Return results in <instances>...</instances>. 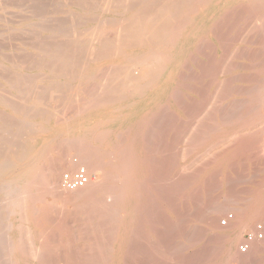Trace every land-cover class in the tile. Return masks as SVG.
<instances>
[{
  "label": "rangeland",
  "instance_id": "rangeland-1",
  "mask_svg": "<svg viewBox=\"0 0 264 264\" xmlns=\"http://www.w3.org/2000/svg\"><path fill=\"white\" fill-rule=\"evenodd\" d=\"M161 1L0 0V162L5 163L3 162L4 159H9L8 161L12 163H10L11 166L8 162H6V164L8 167L10 166V169L21 168L28 160L33 159V154L35 155V153H38L42 149V144L45 139L44 136L48 138L53 135L58 140H61L58 141L56 139L57 142L55 141V145L53 146L55 149L51 148L45 150V156L42 154L43 156H41L42 159L40 158L41 162L40 160L38 161V166L42 167L44 170L46 168V166L44 167L45 164L61 158L63 161L62 164H65V166H61L63 170H60L61 176L59 177V183L64 173L76 170L77 165L74 163L75 159L78 160L80 166L85 167V163L80 156L82 155L80 153L84 152L82 145L79 144L80 142L86 143L89 147L91 146L93 150L101 154L107 156L109 154L110 158L113 156L111 158L112 160H116L118 157L116 155L118 154L119 157L124 155L123 157L125 160L132 165H130V167L132 168L131 171L133 175V177H131V189L127 193L128 198L125 206L119 210L116 216L118 220L114 223V226H117V228L114 227L116 230L114 229L113 232L116 234V236L113 234L115 237H113L112 234L110 235L109 231L106 235L102 234L100 240L96 238L98 234L95 233L96 235H93L90 230V228L94 227L91 226L93 219L90 218V220L88 216L82 215L84 209L79 207L78 203L74 202V199L71 202L73 204H69L68 201L58 198L60 196H58V194L60 193L62 194L61 197H66L65 192H63L65 189L60 183L58 185L59 190L55 189L58 190V194H56V191L52 193L51 191H47L48 195L46 194L43 196V193H45L43 191L41 194L42 198L40 196L39 198L41 199L37 198L43 202V199H46V203L44 202V204H46V207L50 205L48 207L50 209H46V207L43 209L42 206L44 204L41 203L42 201L39 202V200H37L38 205H36V207L40 210H45L51 215L52 218L50 217V219L57 225H63V220L61 221L59 218L64 217L62 219H65L64 222L68 223L67 225L70 226V229L67 228L68 226L66 224L62 226L63 230L65 229L64 231L67 237H65V234H62L64 231L61 230H59L60 234L55 232L57 235L47 232L45 234L50 237V239H48L50 242H47L44 238L47 240L49 237L44 236V233V238L41 234L39 236L38 233L30 231V233H28L27 231L30 225L24 222L22 224L23 228L21 229L27 227L28 230L25 232L28 235L24 234L25 229L23 232H20L21 229L18 228V232H20V234L23 233L21 238V240H23L21 243L30 235L33 239L31 240L30 238L29 240L34 243L32 245L29 243L27 247L25 244L31 241H27L26 239L27 242L24 241V245L22 243V249L19 250L20 252L17 249L16 237L13 230L14 227H16V225H13L16 218L10 213L11 211H8V203L7 205L5 204L4 200L6 198L1 191L2 189H0V201H3L0 205L2 204L1 206H4V208L0 206V215H2L0 216L2 217L1 223H5L4 226H6V224L9 225V222L12 223H10L11 227H9L10 225L7 226L6 231L4 230L5 227H1V232H4L3 235L6 233V236H9L7 237L9 239H6L9 244L11 242L10 239L14 238V241L12 240L13 242H11V246L8 244L9 248L5 247L7 251L0 250V252L2 251L0 253L2 256L7 252H11L10 254L7 253L9 257H6L8 259L3 256V261L5 259H11L9 262L12 263L13 261L12 264H16L19 259L24 258L26 263L28 262L27 264H39L37 260L40 257L38 258V256H40V254L42 256V253L45 254V252L47 253L49 251L47 250L49 243L55 246L59 245L62 250V248H64L62 246L67 240L68 242L70 241V244L65 242L64 246L67 248L64 249L68 250L67 252H69L70 256L76 254L74 256L77 258L78 255V258L82 261L83 259L88 261L87 257H95L96 254H98L97 257H95L96 259L102 257V254H100L101 251L97 249L96 243H92V241H95L98 246L104 243H108L112 246L110 247L108 245L110 248V255L109 258L107 257L108 259H106L110 262H107V264L239 263V260H233L232 255L233 253H241L237 250L240 244L238 247L227 244L224 241V235L229 233V231L228 229L222 230L224 228L220 225L227 220L226 215L228 217L232 216V214H238L239 216L241 215L239 218H242L244 214L246 216L249 213L247 215L249 216L252 215L251 213H256L261 210H263V212L260 213L264 214V149H260L262 147L264 148V71H262L264 70V30L261 29H264V9L263 11L260 10L262 14H260L261 17L259 15L260 12L256 9L258 6L264 8V0ZM256 2H258V4ZM256 4L258 5L257 7H255ZM250 6H252V8ZM246 8L247 11H249L248 9L250 8L254 13L245 11ZM255 9L258 11L257 15L263 18L261 19L262 23L258 16H254V20L249 17L250 15L248 14H250V12L256 15ZM243 11H245V14ZM148 12L149 15H147ZM151 16L153 19L154 17H158L160 23L162 22L161 20L166 17L168 19L166 25L168 24V27L172 26V28H170L172 31L176 32L174 33L176 36H172L173 32L170 34L171 30L169 29V34L173 38L171 39L169 35V39H171L169 41L175 40L172 41L174 44L172 42L168 44V39H165L168 43L164 42V46L159 50L158 56L162 61L158 60L160 64H157V66L160 65L158 66L159 68L164 67V72H170V75L168 74L167 83L163 87L162 94L155 97L153 105L145 111L146 113H144V116L141 115L137 120L126 123V126L122 129L115 127L112 129L113 132L111 131L104 139L102 138L103 142L94 140L89 142L86 138L82 139L78 137L77 133L73 134L70 128L77 123V120L79 121L82 118H86V116L91 113V105L88 106L89 103L86 101L90 99L89 101L92 102V98L97 97V94L98 97L105 94L104 92L108 88H106V85L108 86L110 84V87H113L116 81L115 78H117L116 76L120 77V75L116 73L117 71H115L117 70L114 66L115 61L112 60L122 55L119 54L121 51L118 53L119 50H116V54L114 50V48L116 49L119 37L122 38L125 35L121 34V36H119V33L122 31L124 33V28L127 29V27L135 26V23L137 24V18L139 20H137L138 23L141 21L145 24V21L146 23L148 21L147 19H150L149 21L153 20ZM128 18H131L130 21H127ZM134 18H136V20ZM255 19H258L257 22ZM131 20H134L135 23ZM257 23H260L261 27L258 26ZM257 27H259L258 30L263 32L260 33V31L256 30ZM254 28L259 33H257ZM179 31L181 34H179ZM100 33L102 35H100ZM166 43L168 45H165ZM107 45L112 47L113 50L109 51L110 53L112 52V55L108 52L106 56L110 55L115 57L107 58L105 56L106 58H102V54L100 53L104 51ZM98 51L99 56L101 55L100 58L96 53ZM129 54L133 55L134 51H130ZM138 54L141 55L140 57L143 56V52ZM162 62L164 65H162ZM107 66H111V71L109 70L110 68H106ZM109 73L111 76H116L114 78L113 76L107 78L110 75ZM106 74H108V76ZM85 79H89V82ZM117 80L120 81L121 79ZM107 81L110 83L105 84ZM117 83L119 82L117 81L116 85H118ZM101 85H105L106 89ZM86 87L89 88L87 89ZM101 87L104 88V92ZM93 88H95L97 93H95L96 91ZM100 88L102 91H98ZM91 89H93L92 92H90ZM155 89L156 87H153L151 90ZM98 92H102L103 94L100 93V95ZM88 93L91 95H88ZM255 113L256 116H252ZM259 113L262 115L260 116ZM241 116L245 117L241 119ZM250 117L251 120H246L248 118L250 119ZM258 117L262 118L259 119ZM262 119V122L258 121L259 123L261 122V128H258L260 125L258 122V124H252V121ZM243 121L245 123H242ZM250 121L251 124H249ZM235 122L237 124H235ZM244 124H248L246 128L249 126L250 129L244 128ZM255 124L257 126L250 127V125ZM228 131H231V137H233V139H229V137L226 136V132ZM190 136L191 139L188 138ZM78 138L80 141H77ZM234 138H236V140ZM69 140L73 141L71 145ZM237 140L239 141L237 142ZM67 141L69 146L66 143ZM76 142H79V146ZM201 142H204V144ZM233 142H237V144ZM119 144H122V146L120 147ZM199 145L200 147H198ZM92 146H94L95 149ZM80 147L82 148L80 149ZM194 147L195 151L193 149ZM243 150L244 154L241 155L240 153H242ZM33 151L35 152L33 153ZM47 151L50 152L48 153ZM14 153H16V155H13ZM58 153L62 154L63 157ZM46 157H48L49 160L50 157H52L51 159L53 160L49 161ZM25 159L27 161H23ZM64 159L66 162H64ZM42 160L46 161L42 162ZM1 163L0 166L2 165ZM42 163L45 164L42 165ZM89 173L91 175L93 174L94 183H96L95 181L98 178H100L98 180L101 182L102 175H100V173H91L90 171ZM100 182L97 186L101 185ZM116 182L120 185V179ZM91 186H94V188L92 187L94 190L97 188L93 183ZM92 188H88V191L86 190L87 192L85 191V193H92L94 191ZM156 189L160 191H158L159 193H162L160 195L161 198L159 197V193L156 192ZM132 190L134 192L133 194L131 192ZM150 191L155 195L151 194ZM53 193H55V195ZM135 194H138V197L141 195V199L139 200L138 197L136 198L135 196L134 198L133 195ZM68 195L69 194H67V196ZM152 195L157 205L161 204L162 206L158 205L157 207L156 204L153 206L154 202L151 201L153 199ZM164 195L167 199L166 201L163 199L165 198L163 197ZM1 196H3L4 199ZM131 197H133V199ZM150 197L152 198L150 199ZM156 198H160L164 201ZM56 200L58 206H60L59 202H61L60 204H62V207L53 204V201ZM6 201L8 202V200ZM147 201L149 203H147ZM150 201L153 202V205H151ZM64 202L66 206H64ZM167 203L168 205H166ZM149 206L152 209L154 207H160L159 210L162 208V212L160 210V213L158 209L156 210L154 208L153 210H155V212L150 215L153 210H150ZM56 208H59L58 210L64 214H60ZM146 209H148V212L145 211ZM50 210H53L55 214L53 215V212ZM4 211H7V218H10H3L4 215L2 212ZM56 211L59 212V214L57 213L58 215H56ZM141 211L142 213H140ZM5 212L4 217H6ZM146 213L155 220V226L152 222L153 219L147 216L149 217L148 219L145 215ZM75 214L77 215L76 217ZM138 214L141 216L139 217ZM218 214L225 217H222V219L216 223L213 218L219 216ZM83 217H86L88 222ZM120 219H122V221ZM144 219L152 223L149 222V224H146L147 221L145 222ZM236 219L233 217L234 222ZM59 220L62 223L58 222ZM211 222H215V224L210 225ZM80 223L82 226L84 225V227L88 223V228H85L90 231L87 230V232L85 228L83 230ZM120 223H123V225ZM55 224L53 225L52 223L51 226L53 225V227L57 228L58 226ZM22 225L19 226L22 227ZM147 225L148 228H146ZM150 225H152V227H150ZM216 225L220 226L221 230L219 229L220 227ZM262 226L261 224H257L255 228H261ZM80 228L82 229L80 230ZM135 228H138L139 234ZM134 229L136 232H133L135 231ZM148 229H153L152 231L154 233ZM76 230L79 232L77 231L76 233ZM154 230H156V232ZM261 230L264 231V228L262 227ZM66 231H70L71 238L68 237L70 234ZM80 231L82 233L85 232V234L89 233L93 236L86 234L89 235V237H84V233L81 235ZM110 233H112V231ZM131 233L134 234L132 235ZM135 233L137 234L135 235ZM249 234H253L250 229L246 228L241 231L244 240L248 238ZM3 235H0V242L2 243L0 248H4V245H6L3 243L5 240L4 237L6 238V236ZM51 235H55L53 238L56 239H52ZM59 235L63 238L59 239ZM72 236H75V241L78 242H75ZM90 236L92 238L94 237V240L90 238ZM110 236L112 239L109 238ZM79 237H81L82 240L79 241ZM142 237L145 238L143 239ZM69 239H72L74 242ZM97 239L101 242L98 243ZM62 240L64 241L63 245ZM84 242L85 244H83V246H85V248L80 244ZM119 242L122 246L117 245ZM123 242H125V244ZM146 242H148V244L150 243V246H152L150 250H155L156 254L152 250L149 251V248V252L145 249V245L149 247L148 244H145ZM46 243L47 248H44L43 245ZM71 243L74 244V246L72 245L73 249L70 247ZM90 245L100 253L94 249L93 255H91L92 248ZM31 246H37L38 248L34 247V249L38 252H42L36 256L38 259L34 257V260H32V257L30 258L29 254H26L27 250L29 252V249H31L30 252H34ZM68 246L70 247L69 249ZM26 247L29 249H26ZM76 247L77 249L79 247V249L77 250ZM86 247H89V249L87 250ZM39 248L40 250H38ZM81 248L86 249L87 252ZM25 249L26 251H24ZM70 250H74L75 253L72 251L71 254ZM248 251L244 255L241 253L243 263L245 261V264H264V251L257 254L258 258H256L257 255H253L250 249L249 253L253 255L251 256L254 257V259L256 258L255 260L253 258V260L251 259ZM94 252H96V254H94ZM145 252H147L146 254L148 256H150L151 252V254L154 255L148 257ZM36 253L33 254L35 255ZM48 253L55 255L52 251ZM80 253H83V256ZM18 254L20 256H17ZM45 255L49 257V259L53 256H48V254ZM118 255L120 257H118ZM155 255L156 257H154ZM245 255L247 256L245 257ZM46 256L43 255V257ZM60 257L57 259L55 255L52 261L48 262L53 263L56 258L58 260V262L55 261L56 264H66L68 262V264H70V260L76 259L75 257L71 258L72 256L69 260L63 257L64 260H67L60 263L61 259H63H60ZM94 257H92L93 260ZM147 257L152 260L147 262ZM167 257L168 259H166ZM244 257L245 259L248 257L249 259H247H251L250 262H252L250 263L248 260H244ZM45 259L49 260L47 258ZM7 260L3 262L1 258L0 264H7ZM80 260H72L74 263H71L86 264L85 261L82 262ZM90 260L91 259H89L88 262L93 264V260ZM119 260H123V263L121 261L119 262ZM95 262L96 260L94 264H98V262ZM100 263L102 264V262ZM103 264H105V262H103Z\"/></svg>",
  "mask_w": 264,
  "mask_h": 264
},
{
  "label": "bare ground",
  "instance_id": "bare-ground-1",
  "mask_svg": "<svg viewBox=\"0 0 264 264\" xmlns=\"http://www.w3.org/2000/svg\"><path fill=\"white\" fill-rule=\"evenodd\" d=\"M161 1V0H160ZM190 1V0H189ZM162 2V1H161ZM173 2V1H172ZM185 2V1H184ZM194 2V1H193ZM111 3H112V1H111ZM257 4H258V2H256ZM260 3V2H259ZM256 4V6L255 7H257L258 5ZM111 5V4H110ZM125 5V4H124ZM128 5V4H127ZM155 5V4H154ZM178 5V4H177ZM121 6V5H120ZM260 6H261V3H260ZM85 7V6H84ZM155 7H156V5H155ZM251 8H252V6H250ZM254 7V6H253ZM99 8V7H98ZM242 8H244V7H242ZM152 9V8H151ZM154 9V8H153ZM260 13H259V15L261 14V11H263V9L264 8H262V7H259L258 6V8H256ZM255 9V13H256V15H254V14H252V13H254V12H252L251 10H250V8L248 9L249 11H251L250 12V14H248V15H250L249 17H251L252 19H253V17L255 16V17H259V15H257V10ZM157 10V9H156ZM253 10V9H252ZM261 10V11H260ZM126 11V10H125ZM160 11V10H159ZM245 11H247V8H246V10ZM245 11H243L244 12V14H245ZM249 11H247V12H249ZM254 11V10H253ZM150 12H151V10H150ZM138 13H139V11H138ZM263 13H264V11H263ZM140 14V13H139ZM243 14V13H242ZM247 14V13H246ZM143 15V14H142ZM145 15V14H144ZM147 15H149V12H148V14ZM159 15V14H158ZM164 15V14H163ZM162 15V16H163ZM247 15V16H248ZM262 15V14H261ZM261 15H260V17H261ZM162 16H161V18H162ZM213 16V15H212ZM246 16V17H247ZM170 17V16H169ZM184 17V16H183ZM259 17V18H260ZM137 18V17H136ZM136 18H134L135 20H136ZM144 18H145V16H144ZM151 18L153 19V17L151 16ZM166 18V17H165ZM163 19V20H161L162 22L160 23V21L158 20L159 18L157 17H154V19L153 20H151V21H149L150 19H147L148 21H149V23H148V21H147V23H146V21L145 20H143V21H145V24H143L144 22H141L140 21V23H138V18H137V20H136V22H137V24L135 23V21H134V23H135V26L133 25V26H131V27H127V29L126 28H124V33H123V31L121 32V33H119V36H121V34H125L124 35V37H119V41H118V46H117V44H116V49L114 48V50L116 51V50H119L118 51V53L119 54H122L121 56H119V57H117L116 59L115 58H113L112 60L113 61H115V63H114V66H115V68L117 69V70H115V71H117L116 73H118V75H120V77H118V76H116L117 78H115L116 79V81H115V84H113L114 86L113 87H110L111 85L108 83V81H107V83H105V84H109L108 86L106 85V88H105V85H103L104 86V88L106 89L105 90V92H104V88H102L103 89V92L105 93V94H103L102 92H100V93H102L103 95H101L99 92V94L101 95H99L100 97H98V94L96 95L97 97H93L92 98V102H93V105H92V102H90L89 100L88 101H86L87 103H89L88 104V106L89 105H91V113H89V115L88 116H86V118H82L81 120H77L76 122L77 123H75V125H73L71 128H70V130L73 132V134L74 133H77V135H78V137H81L82 139H87L89 142L91 141V140H94V141H98V142H103V139H104V137H106V135L107 134H109V133H111V131H112V129H114L115 127L116 128H124L125 126H126V123H128V122H133L134 120H137L138 118H140L141 117V115H143L144 116V113H146L145 111H147L152 105H153V103H154V99H155V97H157L158 95H161L162 94V92H163V87L166 85V83H167V79H168V77H169V75H170V72H164L163 70V68L162 67H158V66H160V65H158L157 66V64H160L159 63V61L158 60H161V58H159V50L164 46L163 45V43L164 42H167L165 39H168V44H171V42L172 41H175V40H172L171 42L169 41V40H171V39H173L172 37H171V35L170 34H172V32H173V34H172V36H176V35H174V33H176V32H174V31H172V26H170V24H169V26L171 27H168V24L166 25V23H167V21H168V19L166 18V19ZM207 18V17H206ZM209 18V17H208ZM130 19L131 18H128L127 19V21H130ZM261 19H263V18H260L259 20H260V22L262 23V20ZM72 20H73V18H72ZM126 20V19H125ZM175 20V19H174ZM254 20V19H253ZM258 20V19H257ZM257 20L255 19V21L257 22ZM127 21H126V23H127ZM132 21V20H131ZM132 21V22H133ZM254 21V22H255ZM74 22V21H73ZM174 22V21H173ZM129 23V22H128ZM177 23V22H176ZM139 24V25H138ZM103 25V24H102ZM176 25V24H175ZM256 25V24H255ZM257 25L258 26H260L261 27V25H260V23H257ZM263 25V24H262ZM100 27V26H99ZM175 27H177V26H175ZM179 28V27H178ZM258 28L259 27H257V29L256 30H258ZM119 29V28H118ZM171 30V33H170V30ZM262 30H264L263 28H261ZM125 30H127V31H125ZM178 30V29H177ZM180 30V29H179ZM254 30H255V28H254ZM255 30V31H256ZM98 31H99V29H98ZM118 31V30H117ZM254 31V32H255ZM258 31H260V33H262L261 32V30H258ZM258 31H256L257 33H259ZM93 32V31H92ZM170 33V34H169ZM177 33H178V31H177ZM179 34H181L180 33V31H179ZM178 34V35H179ZM100 35H102L101 33H100ZM169 35H170V38L171 39H169ZM83 36V35H82ZM90 36V35H89ZM115 36V35H114ZM95 37V36H94ZM99 37V36H98ZM97 37V38H98ZM102 37V36H101ZM96 38V39H97ZM107 38V37H106ZM187 38V37H186ZM263 38H264V32H263ZM95 39V40H96ZM117 39H118V37H117ZM88 40V39H87ZM264 40V39H263ZM262 40V41H263ZM92 41V40H91ZM97 41V40H96ZM264 42V41H263ZM165 44V45H168V44ZM173 43V42H172ZM113 44V43H112ZM174 44V43H173ZM113 46V45H112ZM171 46V45H170ZM166 47H168V46H166ZM172 47V46H171ZM190 48V47H189ZM111 49V50H110ZM182 49H184V48H182ZM38 50V49H37ZM113 49H112V47H110L109 45H107L106 47H105V49H104V51H102L100 54H102V58H104L106 55H108V52L109 51H112ZM94 51V50H93ZM130 51H134V54L132 55V54H129V52ZM141 51V52H140ZM166 51V50H165ZM136 52V53H135ZM143 52V56L142 57H140L141 55L140 54H138V53H142ZM94 53V52H93ZM97 54H98V56H99V51L98 52H96ZM105 53V54H104ZM110 53V52H109ZM113 53H114V51H113ZM116 54H117V51L115 52ZM61 54V53H60ZM111 55H112V52L110 53ZM118 54V55H119ZM135 54H137V55H135ZM83 55V54H82ZM104 55V56H103ZM101 56V55H100ZM100 56H99V58H100ZM117 56V55H116ZM162 56H163V53H162ZM166 56H168V55H166ZM107 58H111V57H115V56H106ZM105 57V58H106ZM165 57V56H164ZM98 58V57H97ZM159 58V59H158ZM74 59V58H73ZM57 60V59H56ZM165 60H166V58H165ZM60 61V60H59ZM95 61V60H94ZM158 61V62H157ZM162 61V60H161ZM185 61V60H184ZM107 62V61H106ZM87 63V62H86ZM105 63V62H104ZM164 63H165V61H164ZM185 63V62H184ZM103 64V63H102ZM110 64V63H109ZM84 65V64H83ZM162 65H164L163 64V62H162ZM161 65V66H162ZM97 66V65H96ZM114 66H113V68H114ZM264 66V65H263ZM111 67V66H110ZM109 66H107L106 68H110ZM84 68V67H83ZM223 68V67H222ZM264 68V67H263ZM110 71H111V68L109 69ZM60 71V70H59ZM95 71V70H94ZM113 71V70H112ZM262 71H264V70H262ZM105 72V71H104ZM138 72V73H137ZM113 73V72H112ZM110 74V73H109ZM115 74V73H114ZM169 74V75H168ZM107 76H108V74H106ZM86 76V75H85ZM84 76V77H85ZM113 76V78L115 77L114 75H112ZM111 76V74L109 75V77H107V78H110V77H112ZM81 77V76H80ZM83 77V78H84ZM94 77V76H93ZM91 78H92V76H91ZM91 78H89V79H91ZM107 78H105V79H107ZM82 79V78H81ZM89 79H85V80H88V82H89ZM93 79V78H92ZM91 79V80H92ZM117 79H121L120 81L119 80H117ZM111 80V79H110ZM119 82V83H117L118 85H116V82ZM87 82V83H88ZM102 82H104V81H102ZM112 82L114 83V81L112 80ZM112 82H111V84H112ZM85 83V82H84ZM116 85V86H115ZM153 87H156V89L155 90H151ZM87 89L89 88V87H86ZM96 88V87H95ZM95 88H93L94 90H95ZM97 88H98V86H97ZM97 89L98 91H102V89ZM93 89H91V91L90 92H92V90ZM80 90V89H79ZM84 91V90H83ZM96 91V90H95ZM94 91V92H95ZM95 93H97V91L95 92ZM93 94V93H92ZM88 95H91V94H89L88 93ZM84 102V101H83ZM91 103V104H90ZM86 104V103H85ZM87 105V104H86ZM11 107V106H10ZM26 107V106H25ZM31 108V107H30ZM90 108V107H89ZM20 109V108H19ZM29 109V108H28ZM22 111V110H21ZM34 111V110H33ZM87 111H89V110H87ZM23 112V111H22ZM37 112V111H36ZM21 113V112H20ZM24 113V112H23ZM22 113V114H23ZM248 113V112H247ZM78 115V114H77ZM257 115H258V113H257ZM259 115H260V113H259ZM262 115V114H261ZM260 115V116H261ZM51 116V115H50ZM246 116V115H245ZM244 116V117H245ZM252 116H256V113L254 114V115H252ZM251 116V117H252ZM24 117V116H23ZM242 117L243 116H241V119H242ZM243 117V118H244ZM251 117H250V119L248 118V119H246V120H251ZM7 118V117H6ZM257 118V117H256ZM259 119H261L260 117H258ZM23 121V120H22ZM239 121V120H238ZM241 121V120H240ZM256 121V120H255ZM255 121H252V124H254V123H256V124H258L259 122L258 121H263V119L262 120H257L256 122ZM187 122V121H186ZM237 122V121H236ZM235 122V124H237ZM258 122V123H257ZM260 122V123H261ZM189 123V122H188ZM234 123V122H233ZM233 123H231V124H233ZM242 123H245L244 121L242 122ZM247 123V122H246ZM259 123V124H260ZM134 124V123H133ZM180 124V123H179ZM234 124V125H235ZM249 124H251V121H250V123ZM250 125V127L252 126V127H254V126H257V125ZM192 125V124H191ZM225 125V124H224ZM245 126H244V128H246V125H248V124H244ZM261 125V124H260ZM259 125V126H260ZM59 126V125H58ZM258 126V128H261L262 127V125L259 127ZM64 127V126H63ZM241 127V126H240ZM54 128H56V127H54ZM180 128V127H179ZM243 128V129H244ZM248 128H249V126H248ZM248 128H246V129H248ZM29 129V128H28ZM68 129H69V127H68ZM250 129V128H249ZM248 129V130H249ZM252 129V128H251ZM254 129V128H253ZM255 129H256V127H255ZM240 130V129H239ZM245 130V129H244ZM67 132H68V130H67ZM113 132V131H112ZM234 132V131H233ZM240 132V131H239ZM52 133H53V131H52ZM59 133V132H58ZM121 133V132H120ZM205 133V132H204ZM56 134V133H55ZM192 134V133H191ZM234 134V133H233ZM236 134H238V133H236ZM241 134H242V130H241ZM238 135H240V134H238ZM237 135V136H238ZM1 136V135H0ZM119 136V135H118ZM121 136V135H120ZM189 136V135H188ZM195 136V135H194ZM226 136L227 137H229V139H233V137H231V131H228V132H226ZM264 136V135H263ZM25 137V136H24ZM19 138V137H18ZM44 143L42 144V149L38 152V153H35V155L33 154L32 155V157H33V159H30V160H28V162H26L21 168H18V167H16V168H18V169H14V168H11L10 169V166H11V162H9L8 160H6V159H4V161L3 162H5V163H1L2 165L0 166V189H2L1 191L4 193V197L6 198L4 201H5V204L7 205V203H8V205H7V207H8V211H11L10 213H12V215H13V217L15 216V222H13V225H16V227H14V235H15V237H16V244H17V249H18V251L19 250H21L22 249V243L25 241V242H27L30 238H31V240L33 239V237L30 235L28 238H25L24 239V241L21 243V241L23 240H21V238H22V235H23V233L22 234H20V232H23V230H24V232L26 231V230H28V228H29V230L27 231L28 233H30V232H33V233H38L39 234V236H40V234L43 236V233L45 234V233H47V232H49V234L51 233V234H56L57 232L59 233L60 231L59 230H61V231H64L63 230V225H67L68 223H65L64 221H65V219H62V218H64V217H62V218H59V219H61V221L63 220V225L61 226V225H57V224H55L54 223V221L52 220V219H50V217H51V215H49L45 210H43L44 209V207H46V204H44V202L46 203V199H43L44 200V202L42 201V200H39V199H41L42 197H41V194L43 193V191L45 192V193H43V196H45L46 194H47V191L49 192V191H51V193L53 192V191H58L59 190V188H58V185L61 183H59V177L61 176L60 175V170L62 169L61 168V166L63 165L62 163H63V161L61 160V158H58L57 160L55 159V161H51V162H49L48 164H45V163H42V165H44V167L46 166V168L43 170V168L42 167H39L38 166V161L40 160V158L42 159V157L41 156H43L42 154H44V152H45V150H48V149H51V148H54L53 146L55 145V141H56V137L55 136H50V137H48V138H46L45 136H44ZM60 138V137H59ZM103 138V139H102ZM115 138V137H114ZM188 138H190L191 139V136L190 137H188ZM197 138H198V136H197ZM236 138H238V137H236ZM236 138H234L235 140H236ZM58 140V139H57ZM59 140H61V139H59ZM58 140V141H59ZM68 140V139H67ZM73 140V139H72ZM79 140V138L77 139V141ZM184 140V139H183ZM224 140H226V139H224ZM76 141V140H75ZM74 141V142H75ZM80 141V140H79ZM201 141V140H200ZM232 141V140H231ZM234 141V140H233ZM239 140H237V142H238ZM253 141V140H252ZM57 142V141H56ZM71 142H73V141H70L69 140V143H70V145H71ZM229 142V141H228ZM237 142L235 143V142H233V143H235V144H237ZM241 142V141H240ZM239 142V143H240ZM259 142V141H258ZM64 143H65V141H64ZM67 143V145H68V141L66 142ZM77 144L79 143V142H76ZM76 143H75V145H76ZM95 143V142H94ZM202 143V142H201ZM218 143V142H217ZM227 143V142H226ZM80 145H82V147H83V149H84V152L83 153H80V152H78V153H80V154H82V155H80L81 156V158H82V160H83V162L85 163V167L88 169V171H90L91 173L92 172H94V173H97V174H99L100 173V175H102L101 177H102V179H101V182H100V180H98V179H100V178H98L95 182L97 183H94V182H92L93 183V185H98L99 184V182H100V184L101 185H99V186H97V188L94 190L93 188H94V186H91L92 185V183L90 184V185H88L86 188H84V189H81V190H77V191H67V190H63V192H65V196L66 197H61V193L60 194H58V192L56 193V194H58V198H62L63 200H65V201H68V203L69 204H73V203H71L72 201H73V199H74V202H77L78 203V205H79V207H82L84 210H83V213H82V215H86V216H88L87 218L88 219H90V218H92L93 220V223H92V225H91V223H90V225L91 226H94V227H92V228H90V230H91V232L93 233V235L95 234V233H97L98 235H97V237L96 238H98L99 240L101 239L100 237H102V234H104V235H106L107 234V232H111L112 231V233H110L109 232V234L111 235H113V234H115V233H113L114 232V229L116 230V228H117V226H114V223L118 220L117 218H116V216H117V214L119 213V210L123 207V206H125V203H126V200H127V198H128V195H127V193L130 191V189H131V177H133V175H132V171H131V167H130V163L128 162V161H126L125 160V158L123 157L124 155H122V156H120L119 157V154L118 155H116V156H118L117 157V159L116 160H112L111 158L113 157H111L110 158V156H109V154H108V156L107 155H105V154H101V153H99V152H97V151H95V150H93L92 148H91V146L89 147V145H87L86 143L84 144V143H79ZM79 144H78V146H79ZM92 144V143H91ZM202 144H204V142L202 143ZM234 144V145H235ZM41 145V144H40ZM120 145V147L122 146V144H119ZM240 145V144H239ZM69 146V145H68ZM72 146H73V143H72ZM77 146V147H78ZM95 146V145H94ZM94 146H92L93 148H94ZM98 146V145H97ZM99 146H101V145H99ZM107 146H108V144H107ZM233 146V145H232ZM40 147V146H39ZM82 147H80V149L82 148ZM109 147V146H108ZM198 147H200V145L198 146ZM202 147V146H201ZM240 147H241V145H240ZM97 148V147H96ZM112 148V147H111ZM197 148V147H196ZM243 148V147H242ZM244 148H245V146H244ZM35 149V148H34ZM37 149V148H36ZM55 149V148H54ZM78 149H79V147H78ZM95 149V148H94ZM121 149V148H120ZM194 149V151H195V147L193 148ZM240 149V148H239ZM239 149H237V150H239ZM246 149V148H245ZM244 149V150H245ZM260 149H264L263 147L262 148H260ZM53 150V149H52ZM101 150V149H100ZM113 150L115 151V148L113 147ZM189 150V149H188ZM210 150V149H209ZM235 150H236V148H235ZM234 150V151H235ZM244 150L242 151V153H240L241 155H243L244 154ZM257 151V150H256ZM259 151V150H258ZM261 151V150H260ZM264 151V150H263ZM35 151H33V153H34ZM48 152V151H47ZM46 152V153H47ZM50 152V151H49ZM48 152V153H49ZM106 152H108V151H106ZM110 152V151H109ZM112 152V151H111ZM188 152V151H187ZM190 152H191V149H190ZM16 153H17V151H16ZM16 153H14L13 155H16ZM114 153V152H113ZM113 153H112V155H113ZM57 154V153H56ZM59 154V153H58ZM111 154V153H110ZM211 154V153H210ZM239 154V155H240ZM46 155H48V154H46ZM60 156H62V154H59ZM44 156H45V154H44ZM237 156V155H236ZM49 157V156H48ZM48 157H46L48 160H49V158ZM54 157V156H53ZM63 157V156H62ZM10 158V157H9ZM11 158H13V157H11ZM52 157H50V160H53V159H51ZM66 158V157H65ZM162 158V157H161ZM166 158V157H165ZM239 158V157H238ZM181 159V158H180ZM235 159H237V158H235ZM13 160V159H12ZM15 160V159H14ZM49 160V161H50ZM233 160V159H232ZM23 161H27L26 159L25 160H23ZM46 161V160H45ZM45 161H43L42 160V162H45ZM6 162H8V164L10 165L9 167H8V165L6 164ZM18 162V161H17ZM40 162H41V160H40ZM64 162H66L65 161V159H64ZM167 162V161H166ZM236 162V161H235ZM11 163V164H10ZM47 163V162H46ZM165 163V162H164ZM168 163V162H167ZM231 163V162H230ZM5 164V165H4ZM14 164V163H13ZM21 164V163H20ZM20 164H18V165H20ZM23 164V163H22ZM170 164V163H169ZM168 164V165H169ZM234 164V163H233ZM229 165V164H228ZM235 165V164H234ZM63 166H65V164L63 165ZM132 166V165H131ZM165 166V165H164ZM42 168V169H41ZM63 170V169H62ZM62 172V171H61ZM166 173V172H165ZM143 174V173H142ZM170 174V173H169ZM93 175V174H92ZM132 175V176H131ZM151 176V175H150ZM180 176V175H179ZM166 178V177H165ZM118 179H120V185L118 184V182H116V181H118ZM134 179V178H133ZM153 180V179H152ZM155 180V179H154ZM133 181V180H132ZM145 183H147V182H145ZM143 184H144V182H143ZM142 184V185H143ZM159 184V183H158ZM168 184V183H167ZM145 185H147V184H145ZM133 186V185H132ZM148 186H149V184H148ZM160 186H161V184H160ZM93 187V188H92ZM88 188H92V190H94L92 193H89V194H86L85 193V191L88 189ZM144 188V187H143ZM146 188H149V187H146ZM152 188V187H151ZM153 188H155V187H153ZM160 188H163V187H160ZM55 189H58V190H55ZM89 189V190H90ZM133 189V188H132ZM142 189V188H141ZM145 189V188H144ZM46 190V191H45ZM92 190H90V191H92ZM146 190H148V189H146ZM155 190V189H154ZM88 191V190H87ZM86 191V192H87ZM89 191V192H90ZM135 191V190H134ZM159 190L158 189H156V192H158ZM162 191H163V189H162ZM132 192V194L134 193L133 192V190L131 191ZM160 192V191H159ZM158 192V193H159ZM140 193V192H139ZM138 193V194H139ZM150 193L151 194H153L152 193V191H150ZM54 195H55V193H53ZM52 194V195H53ZM67 194H69L68 196H67ZM131 194V195H132ZM138 194H135V195H133V197L135 196L136 198L139 196ZM149 194V193H148ZM150 194V195H151ZM162 193H159V197L161 198V195ZM190 194V193H189ZM48 195V194H47ZM137 195V196H136ZM153 195H155V194H153ZM152 195V196H153ZM39 196L41 197V198H39ZM73 196V197H72ZM156 196H158V195H156ZM2 198H3V196H1ZM133 197H131L132 199H133ZM134 197V198H135ZM140 197H141V195H140ZM140 197H138V199L140 200L141 198ZM163 197H165V195L163 196ZM162 197V198H163ZM202 197V196H201ZM37 198H39V199H37ZM44 198V197H43ZM130 198V197H129ZM152 197H150V199H151ZM160 198H156V199H159V200H162V199H160ZM4 199V198H3ZM148 199V198H147ZM153 199H154V196H153ZM151 200V201H153L154 202V205L152 204L153 202H151V205H153V206H155V204H156V206L158 207V205H157V202H156V200L154 201V200ZM163 199H165V201L167 200L166 199V197L165 198H163ZM6 200H8V202L6 201ZM37 200H39V202L40 201H42L41 203H43L44 205L42 206V210H40L39 208H37L36 207V205H38L37 203H38V201ZM60 200V199H59ZM162 201H164V200H162ZM3 201H0V203H2ZM57 202V200L56 201H53V204H57L56 206H58V203H56ZM156 202V203H155ZM61 202H59V205L60 206H58V207H62L61 205L62 204H60ZM63 203V202H62ZM67 203V202H66ZM129 203H131V202H129ZM135 203V202H134ZM147 203H149L148 201H147ZM136 204V203H135ZM138 204V203H137ZM165 204V203H164ZM2 205V204H1ZM0 205V206H1ZM131 205V204H130ZM141 205V204H140ZM166 205H168V203L166 204ZM205 205V204H204ZM50 206V205H49ZM48 206V207H49ZM53 206V205H52ZM52 206H51V209H52ZM64 206H66V204H65V202H64ZM63 206V207H64ZM147 206V205H146ZM159 206H162L161 204L159 205ZM164 206V205H163ZM1 207H3L4 208V206H1ZM41 207V206H40ZM48 207H46V209L48 208ZM65 208H67V207H65ZM81 208V209H82ZM136 208V207H135ZM145 208H148V207H145ZM145 208H143V209H145ZM149 208H150V206H149ZM148 208V209H149ZM155 208V207H154ZM153 208V209H154ZM160 208V207H159ZM159 208H155L156 210L158 209V211L160 212V210L162 209H160L159 210ZM48 209H50V208H48ZM55 208L53 207V210H54ZM59 209V208H58ZM57 208H56V210H58ZM148 209H146L145 211H147L148 212ZM152 208H150V210H151ZM152 209V210H153ZM262 209V208H261ZM51 211V212H53V215L55 214L54 213V211ZM135 210V209H134ZM137 210V209H136ZM139 210H140V208H139ZM166 210V209H165ZM59 212H60V210H58ZM58 211H56V215H58L59 214V212ZM62 211V210H61ZM130 211V210H129ZM144 211V212H145ZM5 212V211H4ZM4 212H2L3 213V215L5 216V214H4ZM7 212V211H6ZM5 212V213H6ZM123 212V211H122ZM139 212V211H138ZM153 212H155V210H153L151 213H150V215L153 213ZM158 212V213H159ZM161 212H162V210H161ZM160 212V213H161ZM164 212V211H163ZM209 212V211H208ZM260 212H263V210H261V211H258V212H256V213H251L252 215H249V216H245V214H244V216H242V218H239L240 216L238 215V217H237V219H236V214L235 215H233L232 214V216L234 217V219H236V221L234 222V220L232 221H229V222H227V225H224L223 223H221V225L220 226H223V228L224 229H222V230H227L228 229V231H229V233H227V234H225L224 235V241L227 243V244H231L232 246H234V247H238V245L240 244L241 245V243H244L245 241H246V239L247 238H245V240L243 239V237H242V235H241V231L243 230V229H250V230H252V233L254 234V233H256V230H259V228H255L256 227V225L257 224H261V226L264 228V214L263 213H260ZM1 213V214H2ZM58 213V214H57ZM63 212H60V214H62ZM140 213H142V211L140 212ZM139 213V214H140ZM202 213H204V212H202ZM64 214V213H63ZM71 214H73V213H71ZM135 214V213H134ZM138 214V215H139ZM149 214V213H148ZM157 214V213H156ZM52 215V216H53ZM74 215V214H73ZM146 215V217L147 216H149L150 217V215H147V213L145 214ZM154 215V214H153ZM153 215H152V217H153ZM179 215V214H178ZM219 215V214H218ZM0 216H2V215H0ZM3 216V218L5 219V218H7V213H6V217H4ZM69 216H70V214H69ZM77 215L75 214V217H76ZM81 216V215H80ZM92 216V217H91ZM141 215H139V217H140ZM57 217V216H56ZM73 217V216H72ZM71 217V218H72ZM118 217H119V215H118ZM137 217V216H136ZM145 217V218H146ZM149 217H147L148 219H149ZM222 217H225V216H223V215H219V216H215V218H213L214 219V221L217 223L220 219H222ZM229 217V216H228ZM1 218L2 217H0V233H2L1 232V227H5L4 228V230L6 231L7 230V226H9L10 225V223L11 222H9V225H7L6 224V226H4L5 225V223H3V225H2V223H1ZM8 218H10V217H8ZM7 218V219H8ZM52 218V217H51ZM58 218V217H57ZM79 218V217H78ZM80 218H82V217H80ZM83 218H85L86 219V217H83ZM120 218V217H119ZM131 218V217H130ZM141 218H143V217H141ZM164 218H166V217H164ZM168 218V217H167ZM226 218H227V215H226ZM3 219V220H4ZM70 219V218H69ZM150 219H153V218H151L150 217ZM216 219V220H215ZM91 220V219H90ZM90 220H89V222H90ZM121 221H122V219H120ZM145 220V219H144ZM190 220V219H189ZM210 220V219H209ZM56 221H57V219H56ZM60 220L58 221V222H60V223H62ZM81 221H83V220H81ZM86 221L88 222V220L86 219ZM126 221V220H125ZM130 221V220H129ZM139 221H140V218H139ZM147 221V223L146 224H149V222H151V221H148V220H145V222ZM164 221V220H163ZM166 221V220H165ZM211 221V220H210ZM209 221V222H210ZM8 222V221H7ZM6 222V223H7ZM24 222H27V223H29V225H30V227H26V225H25V227L26 228H24V229H21V228H23V223ZM70 222V221H69ZM84 222H85V220H84ZM128 222V221H127ZM131 222V221H130ZM144 222V223H145ZM153 225L155 224L154 222H155V220L153 219ZM151 222V223H152ZM215 222H211V224L210 225H212V224H215ZM232 222H234V223H232ZM16 223H18V224H16ZM40 223V224H39ZM53 223V225L55 224V225H57L56 227L57 228H55V227H53V225L51 226V224ZM158 223V222H157ZM230 223H232V224H230ZM12 224V223H11ZM88 224V223H87ZM86 224V226L85 227H87L88 228V225ZM93 224H95V225H93ZM120 224H122L123 225V223H120ZM135 224H136V222H135ZM159 224V223H158ZM19 225H22V227H18ZM80 225H81V223H80ZM138 225H139V222H138ZM141 225V224H140ZM143 225V224H142ZM156 225V224H155ZM154 225V226H155ZM68 226V227H67ZM67 226H65V227H67V228H69L70 229V226L69 225H67ZM79 226V225H78ZM82 226V225H81ZM129 226H130V223H129ZM216 226H218V225H216ZM220 226H218V227H220ZM226 228H225V227ZM9 227H11V225L9 226ZM61 227H62V229H61ZM64 227V228H65ZM77 227V226H76ZM80 227V226H79ZM84 225L82 226V228H83V230H84ZM114 227H116V228H114ZM150 227H152V225H150ZM174 227V226H173ZM262 227H261V229H262ZM18 228L19 229H21L20 230V232H18ZM66 228V229H67ZM78 228V227H77ZM82 228H80V230L82 229ZM87 228H85V230L87 231L88 229ZM123 228V227H122ZM129 228V227H128ZM146 228H148V225H147V227ZM153 228H155V227H153ZM170 228V227H169ZM125 229V228H124ZM127 229V228H126ZM136 230L138 229V228H135ZM134 229V230H135ZM216 229H218V228H216ZM220 230H221V227L219 228ZM260 229V230H261ZM68 230V229H67ZM72 230V229H71ZM70 230V231H71ZM90 230H88V231H90ZM129 230H130V228H129ZM136 230L135 231H133V232H136ZM148 230H150V229H148ZM153 230V229H152ZM152 230H150V231H152ZM171 230V229H170ZM30 231V232H29ZM70 231H66V232H68L69 234H70V236L68 235V237L69 238H71V233H70ZM77 231L78 230H76V233H77ZM87 231V232H88ZM131 231H132V229H131ZM144 231V230H143ZM155 232H156V230H154ZM186 231V230H185ZM195 231V230H194ZM262 231V230H261ZM8 232V231H7ZM56 232V233H55ZM79 232V231H78ZM81 232V231H80ZM116 232V231H115ZM117 232H119V231H117ZM146 232V231H145ZM148 232V231H147ZM153 232V231H152ZM158 232V231H157ZM262 232H264V231H262ZM57 233V234H58ZM74 233H75V231H74ZM84 233V237H86V236H88L89 237V235H91V234H89V233H86V234H89V235H86L85 234V232H83ZM82 232H81V235L83 234ZM137 233H138V230H137ZM137 233H135V235L137 234ZM142 233V232H141ZM154 233V232H153ZM251 233V232H250ZM4 234V232L2 233V234H0V235H3ZM25 235L27 234L26 232L24 233ZM48 234V235H49ZM56 234V235H57ZM60 234V233H59ZM62 234H65V231L64 232H62ZM108 234V235H109ZM118 234V233H117ZM132 234V233H131ZM134 234V233H133ZM132 234V235H133ZM139 234V233H138ZM156 234V233H155ZM224 234V233H223ZM245 234V233H244ZM264 234V233H263ZM21 235V236H20ZM28 235V234H27ZM73 235H76V234H73ZM80 235V234H79ZM78 235V236H79ZM93 235H91V236H93ZM96 235V234H95ZM3 236H6V233H5V235H3ZM44 236H46V237H49V236H47L46 234L44 235ZM44 236H43V238H44ZM55 236V235H54ZM54 236H52L51 235V237H52V239H56V238H53ZM60 236V237H59ZM58 237H59V239H62L61 238V235H59ZM90 236V238H92ZM99 236V237H98ZM115 236H116V234H115ZM114 235H113V237H115ZM129 236V235H128ZM149 236V235H148ZM152 236V235H151ZM157 236V235H156ZM7 237H9L8 235L6 236V238L4 237V239L6 240V239H9V238H7ZM24 237H26V236H24ZM65 237H67L66 236V234H65ZM73 238L75 237V236H72ZM83 237V238H84ZM118 237V236H117ZM120 237H121V235H120ZM124 237V236H123ZM126 237H127V235H126ZM134 237V236H133ZM137 237V236H136ZM139 237H140V235H139ZM245 237V236H244ZM41 238V237H40ZM39 238V239H40ZM72 238V239H73ZM76 238V237H75ZM75 238H74V241H75ZM78 238V237H77ZM90 238H87V239H90ZM94 238V237H93ZM92 238V239H93ZM110 239H112V237L110 236L109 237ZM108 238V239H109ZM143 238V237H142ZM145 238V237H144ZM143 238V239H144ZM14 239V238H13ZM13 239H10L11 240V242H13L14 240ZM26 239H27V241H26ZM42 239V238H41ZM40 239V240H41ZM48 239H50V237L49 238H47V240H46V238H44V240L45 241H47V242H50ZM58 239V240H59ZM72 239H69V240H72ZM97 239V240H98ZM107 239V238H106ZM3 241V243L4 244H6V245H4V248L5 247H8V244H9V242L7 243V241L8 240H6V241ZM13 240V241H12ZM31 240H29V241H31ZM43 240V239H42ZM57 240V241H58ZM77 240V239H76ZM80 240H82V238L81 237H79V241ZM91 240V239H90ZM94 240V239H93ZM96 240V239H95ZM98 240V243L99 242H101V241H99ZM102 240H104V239H102ZM1 241V240H0ZM53 241V240H52ZM60 241V240H59ZM73 241V240H72ZM71 241V242H72ZM73 241V242H74ZM142 241H144V240H142ZM153 241V240H152ZM162 241V240H161ZM6 242V243H5ZM11 242H10V246H11ZM24 242V243H25ZM55 242V241H54ZM63 240H62V245H63ZM65 242H68L67 240L65 241ZM65 242H64V245H65ZM72 242V243H73ZM75 242H78V241H75ZM156 242V241H155ZM24 243H23V245H24ZM28 243V244H27ZM25 245H27V247H28V245H29V243H31V245L34 243H32V241L31 242H27ZM41 243V242H40ZM69 244H70V241L68 242ZM68 243H66V244H68ZM71 243V248L73 249V247H72V245L74 246V244H72ZM92 243H96V246L98 247H96V246H94V247H96L97 249H99V251H101V253L97 250V249H95V248H92V245H90L91 246V248H92V253H91V255H93V250L95 249V251H97V252H99L100 254H102V257H100V258H95V257H97V255L98 254H96V252H94V254H96L95 255V257L94 256H90L91 258H89V257H87V259H88V261H89V259H91V260H93L92 259V257H94V260L92 261L93 262V264H94V261L96 260V262H98V264L100 263V262H102V264H103V262H105V264H107V262H110V261H107V259L109 258V255H110V248L108 247V243H104L103 245H99L98 246V244H97V242H93L92 241ZM124 244H125V242H123ZM142 243V242H141ZM13 244V243H12ZM44 244V243H43ZM42 244V245H43ZM60 244V243H59ZM82 246H83V244H85V242L84 243H80ZM111 244V243H110ZM138 244V243H137ZM143 244V243H142ZM145 244H148V242H146ZM0 245H2V243L0 242ZM62 246V247H64L65 249L67 248V247H65V246ZM117 245H120V242H119V244H117ZM130 245V244H129ZM149 245V247H147V245H145V249L148 251V248H149V251H151L150 250V247H152V246H150V243L148 244ZM161 245V244H160ZM44 246V248H47V243L45 244V245H43ZM67 246V245H66ZM68 246V249L70 248ZM78 246V245H77ZM87 246H89V245H87ZM110 246V245H109ZM120 246H122V245H120ZM124 246V245H123ZM1 247H3V246H1ZM26 247V249H29V248H27ZM30 247V246H29ZM32 247V251L34 250V252L33 253H36L35 255L32 253V252H30V250L31 249H29V252H28V250H27V252H26V254L28 255L29 254V256H30V258L32 257V260H34L33 258L34 257H36V256H38L39 255V253H42V252H38L36 249H34V247L35 246H31ZM79 247H80V245H79ZM79 247H78V249H79ZM110 247H112V246H110ZM250 248H249V251H248V253L250 252V249H251V253L253 254V255H257V254H260V253H262L263 251H264V238H263V240L262 239H256L254 242H252L251 244H250V246H249ZM4 248H0V250L2 249L3 251L4 250H6V248L4 249ZM9 248V247H8ZM7 248V249H8ZM24 248H25V246H24ZM35 248H38L37 246L35 247ZM64 248H62V250L64 249ZM83 248H85V246H83ZM83 248H81V249H83ZM124 248V247H123ZM230 248V247H229ZM239 248V247H238ZM15 249H16V247H15ZM17 249H16V252H17ZM26 249L24 250V251H26ZM43 249V248H42ZM61 250V247L59 246V245H57V246H55L54 244H50L49 243V245H48V248H47V250H49V251H52V253H54L56 256H57V259H58V257H60V259L61 258H67L68 260H69V258L71 257V258H74L75 256L74 255H76V254H74L75 252H74V250H70L71 252V254H72V251L74 252L73 254L74 255H71L70 256V254H69V252H67L68 250ZM76 249H77V247H76ZM75 249V250H76ZM77 249V250H78ZM86 249L88 250L89 249V247H86ZM86 249H83V250H85L86 251ZM144 249V250H145ZM12 250V249H11ZM36 250V251H35ZM38 250H40V248L38 249ZM43 250H45V249H43ZM43 250H41V251H43ZM91 250V249H90ZM113 250V249H112ZM237 250H239L240 251V249H237ZM7 251V250H6ZM12 251H14V250H12ZM23 251V250H22ZM46 251V250H45ZM44 251V252H45ZM48 251V252H49ZM64 251H66V252H64ZM148 251V252H149ZM153 251V250H152ZM2 252V251H1ZM0 252V253H1ZM20 252V251H19ZM46 253L45 252V254H48V256H50L51 254H49V253ZM87 252V251H86ZM90 252V251H89ZM154 253H155V250L153 251ZM227 252V251H226ZM228 252L230 253V251H229V249H228ZM8 253V252H7ZM7 253L5 254V255H3L4 257H6V256H8L7 255ZM11 252H9L8 254H10ZM32 254V256H31V254ZM51 253V252H50ZM120 253V252H119ZM147 252H145V254H146ZM152 253V252H151ZM150 253V256H148L147 254V256L148 257H152L154 254H151ZM157 253H158V251H157ZM247 253V252H246ZM4 254V253H3ZM44 253H42V256H41V254H40V256H38V260H37V262L39 261V264H56L55 263V261H57L58 262V260L55 258L54 259V262L53 263H50V262H48V261H52V259H53V257L55 256V255H51L52 257L49 259V257H47L46 255H45ZM81 254V253H80ZM83 254V253H82ZM81 254V255H82ZM85 254V253H84ZM100 254H99V256H100ZM156 254V253H155ZM241 253H233V260H239V263L241 264V263H243L242 261H243V257H242V259H241V256H242V254L240 255ZM245 253H243V255H244ZM250 254V253H249ZM252 254H250V257H251V259L253 258L254 259V257H252L253 255ZM21 255H22V253H21ZM43 255L44 256H46V257H43ZM152 255V256H151ZM159 255V254H158ZM157 255V256H158ZM227 255H229V254H227ZM252 255V256H251ZM261 255H263V254H261ZM0 256H1V258H2V261H3V256L0 254ZM13 256V255H12ZM17 256H20L19 254L17 255ZM74 256V257H73ZM83 256V255H82ZM247 255H245V257H246ZM9 257V256H8ZM23 257V256H22ZM108 257V258H107ZM118 257H120L119 255H118ZM117 257V258H118ZM147 257V258H148ZM154 257H156V255L154 256ZM160 257V256H159ZM204 257V256H203ZM245 257H244V260H248L247 258L245 259ZM260 257V256H259ZM0 258V259H1ZM7 258V257H6ZM29 258V259H30ZM35 258V259H36ZM45 258H47V259H49V260H46ZM64 258L63 259H61V262L60 263H62V261H66L67 259H65L64 260ZM70 258V259H71ZM76 258V257H75ZM77 258H78V255H77ZM77 258L76 259H72L73 261L75 260V261H79L80 259L78 258V260H77ZM85 258V257H84ZM107 258V259H106ZM121 258H122V256H121ZM162 258V257H161ZM160 258V259H161ZM176 258V257H175ZM230 258V257H229ZM232 258V257H231ZM256 258H258V255H257V257ZM255 258V259H256ZM8 259V258H7ZM7 259H5L4 261L6 262V260ZM10 259V258H9ZM27 259V258H26ZM59 259V260H60ZM141 259V258H140ZM166 259H168V257L166 258ZM165 259V260H166ZM170 259V258H169ZM174 259V258H173ZM172 259V260H173ZM240 259H241V262H240ZM250 259V260H251ZM252 259V260H253ZM254 259V260H255ZM11 260V259H10ZM10 260H7L8 261V263L7 264H10L11 262H9ZM28 260V259H27ZM72 260H70V264H73L74 262L72 261ZM90 260V261H91ZM149 260H152V259H147V262L149 261ZM155 260V259H154ZM171 260V259H170ZM250 260H248L249 262H250ZM3 261V262H4ZM80 261H82V260H80ZM83 261H85V259H83ZM82 261V262H83ZM88 261H85V263L87 264H91L90 262H88ZM121 260H119V262H120ZM71 262H73V263H71ZM95 262V263H96ZM122 263H123V260L121 261ZM150 262V261H149ZM161 262V261H160ZM237 262V261H236ZM247 262V261H246ZM248 262V263H249ZM252 262V261H251ZM250 262V263H251ZM12 263H13V261H12ZM11 263V264H12ZM28 263V262H27ZM26 263V260L24 259V258H21V259H19L18 261H17V263L16 264H27ZM66 263V262H65ZM69 263V262H68ZM68 263H66V264H68ZM118 263V262H117ZM159 263V262H158ZM238 263V264H239ZM2 264H6V263H2ZM32 264V263H31ZM76 264V263H75ZM101 264V263H100ZM113 264V263H112ZM151 264V263H150ZM156 264V263H155ZM243 264H245V261H244V263Z\"/></svg>",
  "mask_w": 264,
  "mask_h": 264
},
{
  "label": "built area",
  "instance_id": "built-area-1",
  "mask_svg": "<svg viewBox=\"0 0 264 264\" xmlns=\"http://www.w3.org/2000/svg\"><path fill=\"white\" fill-rule=\"evenodd\" d=\"M77 168L75 171L66 172L62 175L61 186L67 191H77L86 188L92 182H94V177L89 173L88 169L84 166H80L78 160H74ZM233 216L227 217V220L223 222L227 225V222L231 221ZM261 229V228H259ZM264 234L262 231L257 230L254 234H249L246 241L240 245L239 249L241 253H246L249 250V246L256 239H263Z\"/></svg>",
  "mask_w": 264,
  "mask_h": 264
}]
</instances>
